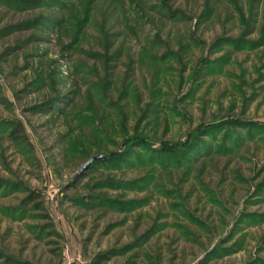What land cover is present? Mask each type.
I'll list each match as a JSON object with an SVG mask.
<instances>
[{
    "label": "rangeland",
    "instance_id": "rangeland-1",
    "mask_svg": "<svg viewBox=\"0 0 264 264\" xmlns=\"http://www.w3.org/2000/svg\"><path fill=\"white\" fill-rule=\"evenodd\" d=\"M97 253L264 264V0H0V264Z\"/></svg>",
    "mask_w": 264,
    "mask_h": 264
},
{
    "label": "trees",
    "instance_id": "trees-1",
    "mask_svg": "<svg viewBox=\"0 0 264 264\" xmlns=\"http://www.w3.org/2000/svg\"><path fill=\"white\" fill-rule=\"evenodd\" d=\"M19 127V128H18ZM13 129L17 130L16 134L20 135V126L18 125V123H14L13 124ZM33 193L31 192V195ZM30 199H36V195H32ZM36 205H37V208H41V204L40 202H38V200H35L34 202ZM104 259V256L103 254L101 253H97L96 256L89 261V264H99L100 261H102ZM8 260H10V262L12 264H31V263H27L25 261H21V260H17V259H14V258H8Z\"/></svg>",
    "mask_w": 264,
    "mask_h": 264
}]
</instances>
